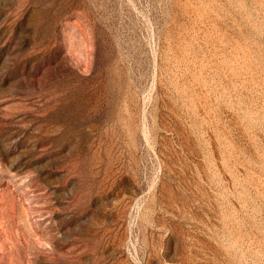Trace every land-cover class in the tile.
Segmentation results:
<instances>
[{
  "label": "rangeland",
  "instance_id": "1",
  "mask_svg": "<svg viewBox=\"0 0 264 264\" xmlns=\"http://www.w3.org/2000/svg\"><path fill=\"white\" fill-rule=\"evenodd\" d=\"M0 264H264V0H0Z\"/></svg>",
  "mask_w": 264,
  "mask_h": 264
}]
</instances>
